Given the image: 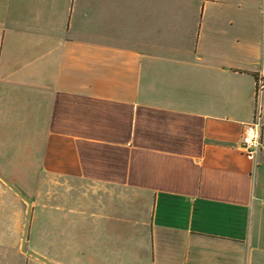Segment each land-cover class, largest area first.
<instances>
[{"label": "crops", "instance_id": "crops-1", "mask_svg": "<svg viewBox=\"0 0 264 264\" xmlns=\"http://www.w3.org/2000/svg\"><path fill=\"white\" fill-rule=\"evenodd\" d=\"M262 3L0 0V171L96 194L77 264H264Z\"/></svg>", "mask_w": 264, "mask_h": 264}, {"label": "rangeland", "instance_id": "rangeland-1", "mask_svg": "<svg viewBox=\"0 0 264 264\" xmlns=\"http://www.w3.org/2000/svg\"><path fill=\"white\" fill-rule=\"evenodd\" d=\"M263 8L262 3L259 10ZM11 127V122L0 124L6 138L15 135ZM8 150L0 148V157ZM0 175L30 203L0 178V264H48L32 253L55 264H77V238L88 230L92 233V220L100 221V216L95 215L100 203L90 204L96 201V194L80 191L85 182L55 175L41 174L35 178L33 174L7 170L0 171ZM104 201L111 204L106 197ZM26 224L27 252H24L22 238Z\"/></svg>", "mask_w": 264, "mask_h": 264}, {"label": "built area", "instance_id": "built-area-1", "mask_svg": "<svg viewBox=\"0 0 264 264\" xmlns=\"http://www.w3.org/2000/svg\"><path fill=\"white\" fill-rule=\"evenodd\" d=\"M257 91H260L264 88V79H258L256 81ZM259 114L258 111L254 118L244 124V128L241 132V150L244 152L248 157L255 158L256 154L260 150V146L262 145L261 141V130L262 125L259 121Z\"/></svg>", "mask_w": 264, "mask_h": 264}, {"label": "water", "instance_id": "water-1", "mask_svg": "<svg viewBox=\"0 0 264 264\" xmlns=\"http://www.w3.org/2000/svg\"><path fill=\"white\" fill-rule=\"evenodd\" d=\"M0 178H1L4 182H6L7 184L10 185V182L7 181L3 176L0 175ZM10 188L13 189L17 194H20L19 192H17V190H15V189L13 188L12 185H10ZM20 195H21V197H22L23 199H25V201H26L28 204H30L29 201H28V200H27L22 194H20ZM29 215H30V208H28V216H27V218H29ZM27 228H28V226H27V224H26L25 232H24V236H23V238H22V249L24 250V252H27V251L25 250V248H24V245H25V237L27 236ZM30 253H32V252H30ZM32 254L35 255V256H37V257H39L42 261H44V262H46V263H48V264H55V263H53V262L48 261L47 259H44V258L40 257L39 255H37V254H35V253H32Z\"/></svg>", "mask_w": 264, "mask_h": 264}]
</instances>
